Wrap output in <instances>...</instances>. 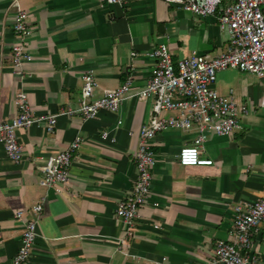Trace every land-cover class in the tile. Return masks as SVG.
I'll use <instances>...</instances> for the list:
<instances>
[{
    "label": "crops",
    "instance_id": "0c3cea01",
    "mask_svg": "<svg viewBox=\"0 0 264 264\" xmlns=\"http://www.w3.org/2000/svg\"><path fill=\"white\" fill-rule=\"evenodd\" d=\"M18 10L30 28L23 48L31 58L15 70L11 49L19 40L12 23ZM158 43L175 62L192 52L213 57L226 48L227 36L215 14L200 17L162 0L122 6L98 0H0V120L16 116L18 91L35 115L75 106L85 71L97 84L95 95L127 77L132 91L139 90L152 67L147 53ZM211 87L247 105L238 118L240 128L227 135L209 132L200 156L211 164L198 166H181L175 157L180 146L192 143L194 128L156 133L149 202L138 207L132 234L120 247L116 238L123 228L113 222L114 207L132 187L135 136L149 117L152 99L129 96L115 112L99 111L85 121L59 115L51 133L35 125L17 130L22 160L14 164L0 149V264H9L18 247L21 224L14 213L37 203L41 211L26 264H155L161 257L167 264H192L211 258L215 243L227 237L232 206L264 195V107L259 106L264 77L221 69ZM103 131L106 138L98 139ZM76 135L81 144L68 181L38 185L37 168ZM254 249L264 264V224L254 236Z\"/></svg>",
    "mask_w": 264,
    "mask_h": 264
},
{
    "label": "built area",
    "instance_id": "2783aa9c",
    "mask_svg": "<svg viewBox=\"0 0 264 264\" xmlns=\"http://www.w3.org/2000/svg\"><path fill=\"white\" fill-rule=\"evenodd\" d=\"M112 6H122L130 0H98ZM200 17L216 15L220 30L227 36L226 48L213 57L192 52L190 55L172 61L164 44H156L147 56L152 67L144 85L132 91V80L127 77L116 88L102 90L98 95L97 86L90 71L81 74V88L77 103L57 113L33 114L24 92L15 94L13 103L18 112L8 120H0V149L5 157L17 164L22 160V149L16 138V131L41 126L51 133L56 117L77 115L82 121L91 119L99 111L115 112L119 103L129 96L151 98V111L135 136L136 171L128 194L115 204L113 222L123 228V236L116 238V246L125 243L132 234V220L137 209L149 202L151 184L150 170L155 165L151 150L154 135L166 128L188 130L194 128L195 136L189 145L180 146L176 161L181 166L210 165L211 160L200 156V147L209 132L227 135L239 129L238 118L247 113V105L231 92L219 95L211 84L217 70L229 69L251 73L257 78L264 77V0H162ZM12 31L18 43L11 49V66L16 70L30 54L23 43L30 34L25 24V14L18 10L13 16ZM176 96V99H172ZM259 106L264 107V92ZM173 114L162 116L161 112ZM106 132H99L98 139L104 140ZM81 138L76 135L58 153L48 156L37 168V183L42 187L64 184L69 179V168L73 153L79 148ZM41 211L39 203L30 211L18 210L13 217L21 224L18 247L9 264H26L33 251L36 238V219ZM264 224V195L232 206V219L225 240H219L213 248L211 258L201 259L192 264H262L259 252L254 249V236ZM155 264H167L161 257Z\"/></svg>",
    "mask_w": 264,
    "mask_h": 264
}]
</instances>
